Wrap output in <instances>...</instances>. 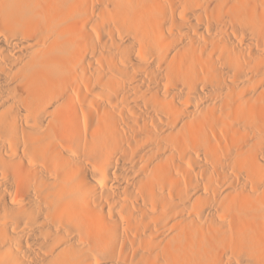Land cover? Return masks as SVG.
I'll return each instance as SVG.
<instances>
[{"label":"bare ground","instance_id":"1","mask_svg":"<svg viewBox=\"0 0 264 264\" xmlns=\"http://www.w3.org/2000/svg\"><path fill=\"white\" fill-rule=\"evenodd\" d=\"M0 264H264V0H0Z\"/></svg>","mask_w":264,"mask_h":264}]
</instances>
